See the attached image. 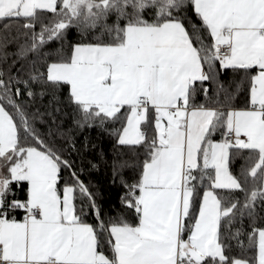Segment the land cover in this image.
<instances>
[{"label":"snow or ice","instance_id":"obj_1","mask_svg":"<svg viewBox=\"0 0 264 264\" xmlns=\"http://www.w3.org/2000/svg\"><path fill=\"white\" fill-rule=\"evenodd\" d=\"M0 264H264V0H0Z\"/></svg>","mask_w":264,"mask_h":264}]
</instances>
